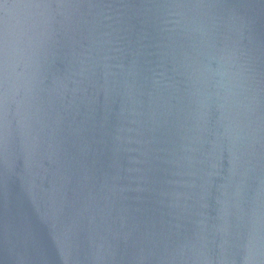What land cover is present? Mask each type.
Segmentation results:
<instances>
[{"label":"water","instance_id":"1","mask_svg":"<svg viewBox=\"0 0 264 264\" xmlns=\"http://www.w3.org/2000/svg\"><path fill=\"white\" fill-rule=\"evenodd\" d=\"M116 264H264V0H153Z\"/></svg>","mask_w":264,"mask_h":264}]
</instances>
